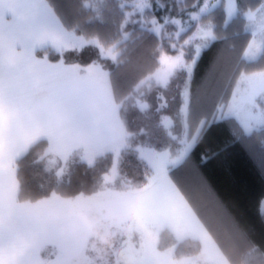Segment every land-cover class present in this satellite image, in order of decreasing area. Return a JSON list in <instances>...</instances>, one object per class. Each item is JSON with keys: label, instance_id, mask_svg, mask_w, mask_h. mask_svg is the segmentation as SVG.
I'll return each instance as SVG.
<instances>
[{"label": "trees", "instance_id": "1", "mask_svg": "<svg viewBox=\"0 0 264 264\" xmlns=\"http://www.w3.org/2000/svg\"><path fill=\"white\" fill-rule=\"evenodd\" d=\"M160 1L164 5L162 12L171 17L179 14V3L183 7L181 1ZM196 1L185 0L183 5L190 9ZM262 1L240 0L242 12L231 20H227L222 7L211 15L216 39L203 51L195 66L187 116L189 136H195L198 131L199 134L186 159L170 171L181 193L231 264H248L250 256L264 255V211L261 210L264 199V128L247 132L236 117L218 120L216 115L221 106L229 103L241 73L264 70V51L253 61L244 57L253 38L246 30L244 12L248 7L255 9ZM47 2L69 31L75 30L76 34L88 39L95 38L98 44H90L80 51L46 48L39 50L37 55L47 57L51 62L79 64L83 69L92 64L100 65L110 75L116 102L125 103L121 115L126 120L131 114L128 105L132 99L129 101L128 97L135 94L140 83L160 67L164 54L171 55L176 50L168 40L140 25L123 28L126 17L123 0ZM87 2H90L89 6ZM127 33L130 36L123 40ZM188 33L181 40L186 39ZM116 44L120 52L117 61L102 57V46ZM212 73L213 82L205 93L204 87ZM149 96L150 93L143 100L155 99V94ZM148 106L154 108V103L137 107L146 111ZM133 123L139 125L134 118ZM48 145L47 140L32 144L15 162L20 202H34L52 192L64 198L92 194L100 188L103 176L114 164L112 153L98 158L92 165L76 162L66 180L58 183L56 174L48 172L46 160L41 159ZM37 177L48 181L47 191L39 188ZM144 182L143 174L141 184ZM172 242L169 230L164 229L159 237L160 249L165 251ZM191 242L200 245L199 241Z\"/></svg>", "mask_w": 264, "mask_h": 264}, {"label": "rangeland", "instance_id": "2", "mask_svg": "<svg viewBox=\"0 0 264 264\" xmlns=\"http://www.w3.org/2000/svg\"><path fill=\"white\" fill-rule=\"evenodd\" d=\"M177 1H181L183 7H181L179 3V14L171 17L170 15L162 12L164 5L160 0H123L122 7L124 8L126 17L123 21L122 27L125 28L128 25H140L142 28L150 30L156 35L166 39V41L168 40V42H170L172 47L176 50V53L174 54H164L163 56L167 55L169 57H175L182 50L184 53V59L191 62L195 56V47L196 44L199 43V38L197 37L195 40H192L191 43L186 42L195 35L197 30L202 25L211 28L214 39L211 40L210 44L215 41L216 36L214 33L212 14L218 7H222V9L226 12L227 20L233 19L242 12L239 7L240 0H231V4L229 3V0H211L212 6L209 11L200 16L198 20H193L191 18V13L199 11V7L203 6L202 0L196 1L190 9L186 6V4L183 5L185 0ZM44 2L45 7L43 10L50 8L53 14L57 17L47 0H44ZM89 4L90 2H87V6H89ZM197 5H199V7H197ZM262 6H264V0L255 9L248 7L244 12L247 19L246 30L253 36L249 47L253 45L254 42L256 45L255 55L249 54V47L245 52L244 57L248 61L258 59L264 51V33L258 32L261 17L264 16ZM230 8L232 9L231 13ZM32 14L34 15L35 13L33 12ZM32 19L34 21V17ZM26 20V23L28 24L33 23L31 19ZM57 20L67 32H70L76 37L75 40H73L75 42L74 44H71L69 48L60 51H80L85 49V47L90 44L93 46L98 44L97 39H88L86 36L76 34L75 30L69 31L65 26H63L59 18ZM177 21L179 23H176ZM157 28H159L160 31H156ZM181 28L184 29L183 32H180ZM177 33H179V37L177 36ZM186 33H188L185 37L186 39L181 40ZM129 36V33L124 34L123 40L128 39ZM117 47L118 44L111 47L102 46V57L110 58L114 62L117 61L120 56V52L117 50ZM201 56L202 54L200 57ZM198 60L196 61V64ZM160 63V67L140 83L137 87V92L128 97L130 98L129 101L132 99L128 105V109L131 114L126 117V120L123 119L124 126L129 125L132 129H138L141 127V131L139 130L137 132H133L132 139L135 138L134 141L130 142V136L129 138L126 136L128 139L125 138V140H123L122 138L123 141L121 140L118 142L113 149L104 154L84 155L82 152H79V154L75 153V155L66 157L65 159L53 156L52 153L49 152V149L51 148L50 142L47 139H44L49 142L46 152H49L50 154L46 156L45 152L42 156L44 157L43 159L46 160L45 169L48 172H54L55 174L61 168L64 170L62 176L56 175L58 183H62L66 180V176L74 163L85 162L92 165L98 158L108 153H112L114 155L113 167L103 176L100 188L92 194H79L77 196L83 195L85 197H91L105 190L123 192L126 190V182H130L135 188H144L145 186L151 184L153 189V186L155 187L165 178L169 177L175 184V187L179 190V193L183 196L184 200L191 207L172 179L170 171L186 159L192 150L193 145L196 144L197 134H199L198 131L195 136L190 137L187 131V116L191 100V91L187 104L185 102V92L186 90H190L194 71L191 79L189 80L188 73L183 67H176L175 69H172L168 77L167 85L165 86L157 81V75L165 71L161 59ZM93 66H95L94 68L102 69L100 65L96 64H92L91 66L88 65L86 69L88 70V68L90 69ZM213 79L214 76L212 73V76H210L204 87V90L206 91L203 90V92L207 93ZM232 92L233 93L229 103L220 107L216 115L217 119L221 120L224 117H236L247 132L264 128V70L253 73H241L235 82ZM148 93H150V96L155 94V99L151 97L150 101H144L143 99H147L145 96H148ZM153 103L154 108L148 106L149 109L145 108L146 112H143V110L141 111L138 108H144L145 104L152 105ZM117 105L121 113V107H123L125 103H117ZM180 106L182 108L181 113L179 114ZM186 108L187 113L184 136L181 140H179L180 128L177 127L173 134L176 138V142L174 140V142H169L168 140L164 141L161 138L163 133L165 135L167 132L166 129L168 128L167 126L173 124L170 115H181L184 113L182 111ZM133 118L134 120H138L139 127L133 123ZM203 125L204 122L201 124V127ZM245 125H247V127ZM183 132L184 129L182 130V135ZM188 145H192L191 148H188ZM181 153L184 154L183 158L178 162H175L177 161V158L181 156ZM52 158H55L57 163L55 166L50 167L48 165V160ZM113 168H116L117 170L115 180L105 184L104 178L105 176L111 174ZM143 174L145 175V182L141 184L143 182ZM36 181H38V186L43 192L48 190L49 183L46 179L37 177ZM53 193L54 192L37 201L28 203L35 204L38 201L50 200ZM56 196L61 201H71L77 197L64 198L58 194H56ZM60 209L63 214L69 216L68 209L63 207ZM192 210L195 212L193 208ZM261 210L264 211V199L261 203ZM80 215L82 219L87 221L91 226V238L88 239L86 244H83L81 239L80 242L78 240L75 243L76 248L72 249L74 252L63 245L47 246L43 252V264H136L133 262L142 257L147 250H151L153 248V244L157 243V248H161L159 246V237L164 229L169 230L170 236L173 240L171 245L165 251L168 254L173 256L175 255L176 258H174L177 259L178 262L181 264H216L214 257L210 256L209 253L206 252V248H204L202 242L194 237L192 229H188L182 222L181 218H177L178 220H176L175 223L162 228H160L157 224L150 223L142 218H136L130 221L131 227H126L119 225V222L116 219H113L111 222H92L88 219V213L80 212ZM192 240L199 241L200 245L191 242ZM108 241H110V246ZM146 242L151 244L150 248L145 247ZM170 242L171 239H169L168 244H170ZM177 254L178 257L176 256ZM248 260V264H256L253 256H250ZM259 264L264 263L261 262Z\"/></svg>", "mask_w": 264, "mask_h": 264}, {"label": "crops", "instance_id": "3", "mask_svg": "<svg viewBox=\"0 0 264 264\" xmlns=\"http://www.w3.org/2000/svg\"><path fill=\"white\" fill-rule=\"evenodd\" d=\"M11 2L12 0H0V9L3 10L6 21L0 25V81L3 83L2 93H0L2 95L0 99V212L5 216L15 214L17 229L15 233L5 231L0 235V264H8L13 258L18 264H24L26 260L43 264V252L47 246L63 245L72 250L76 248L75 243L78 240L80 242V237L73 231L67 229L61 231L57 227L54 230L55 234L48 238L39 249L32 246L30 234L33 231L34 222L22 215L18 207L25 203L20 202L18 198L19 183L16 177L15 161L25 154L32 144L44 139L50 142V149L64 152V155H59L57 151H51L53 156L60 158L71 157L79 152L84 155L104 154L113 149L122 138L125 140L126 136L128 138L130 136V142L134 141L133 132L141 131V127L138 125V129H132L129 125L124 126L123 117L113 94L110 75L107 72L94 68L95 66L87 70L77 64L66 65L62 62L48 61L49 65L57 66L55 71L63 77L81 85L75 95L86 97L88 100V112L83 119V125L88 131L73 132L54 125L51 128V139L48 134L41 135L38 140L20 151V145L35 134L36 122L43 119V114L35 109L44 93L34 82L31 65L17 53L31 52L36 60H43L44 58L37 55V51L49 47L53 49L59 47V51L65 50L75 43L73 40L76 37L62 27L50 8L43 10L44 0H22V2L18 0L14 8L9 6ZM26 19H31L33 23H26ZM41 37L47 38L43 44L38 43ZM53 39L56 40L58 47L52 43ZM73 100L72 94L65 97L69 105L73 103ZM181 108L180 106L179 114ZM13 112L14 120L9 118V114ZM182 112L184 113L178 116L169 114L173 124L167 126L165 135L163 133L161 138L164 141H175L173 134L177 127L180 128L179 140L184 136L187 108ZM135 121L138 120L135 119ZM152 190L156 193L155 209L142 219L162 228L181 218L187 228L192 229L194 237L202 242L204 248L214 243L222 255V264H230L169 177L153 186ZM60 208L58 206L49 210L50 224L63 225L69 219V216L63 214ZM253 259L256 264L264 263V255H254ZM133 263L181 264L173 255L158 249L157 243Z\"/></svg>", "mask_w": 264, "mask_h": 264}, {"label": "snow or ice", "instance_id": "4", "mask_svg": "<svg viewBox=\"0 0 264 264\" xmlns=\"http://www.w3.org/2000/svg\"><path fill=\"white\" fill-rule=\"evenodd\" d=\"M18 0H12L10 7H16ZM22 2V0H21ZM231 4V0H229ZM202 7H199L198 12L191 13L193 20H198L200 16L207 13L210 9L211 0H202ZM230 8V13H231ZM264 10V6H262ZM6 23L4 20L3 10L0 9V25ZM176 23H179L178 21ZM156 31H160L159 28ZM184 29L181 28L180 32ZM258 32L264 33V16L261 17V23L258 28ZM179 37V33H177ZM199 38V43L195 47V56L188 62L184 59V53L181 50L175 57H169L167 55L161 57V62L164 65L165 71L157 75V81L161 84L167 85L168 77L172 69L176 67H183L188 73L189 80L191 79L194 71L196 61L199 59L203 51L208 49L211 44V40L214 39L213 33L210 27L201 26L195 35L189 39L186 43H191L192 40ZM47 40L46 37H41L38 43L43 44ZM54 45H57L55 39L52 40ZM58 47V45H57ZM59 50V47H58ZM256 45L255 42L249 47V54L255 55ZM32 67V75L37 88L40 89L44 95L36 104V111L43 114V119L36 122L35 134L20 145L19 150L23 151L31 143L39 139L41 135L48 134L49 138H52L51 128L55 125L59 128H67L73 132H87L88 129L83 125V119L88 112V100L83 96H76V91L81 85L75 81L63 77L60 73L55 71L57 66L49 65L47 57L43 60H36L35 56L31 52L17 53ZM3 83L0 81V93H2ZM69 94L74 96L73 103L67 104L65 97ZM190 97V90L185 92V102L187 104ZM2 99V95H0ZM9 118L14 120L15 113H10ZM247 127V125H245ZM192 145H188L191 148ZM51 151H57V154L64 155V152L50 149ZM187 151V149H186ZM46 152L45 155H49ZM183 153L177 158L178 162L183 158ZM44 157H41L43 159ZM66 159V156H65ZM174 162V163H175ZM57 163L55 158L48 160V165L55 166ZM63 168L56 172L57 176L63 175ZM117 175L116 168L112 169L110 175L105 176V184L113 182ZM156 193L152 190V185L149 184L144 188H135L130 182H126V190L123 192H115L112 190H105L97 193L91 197H85L83 195L77 196L71 201H61L55 193L52 194L50 200L38 201L35 204L26 202L23 205H18L21 209V214L29 218L34 222L33 231L30 234V241L32 246L39 249V247L52 235L55 234L54 230L59 227L61 231L67 229L75 232L79 235L81 242L86 244L88 239L91 238L92 231L90 224L82 219L80 212L88 213V219L92 222L96 221H108L111 222L116 219L119 225L131 227L130 221L136 218H144L155 209ZM63 207L69 210V219L63 225H53L48 222L49 210L55 207ZM17 229L15 214H9L5 216L0 212V235L5 231L15 233ZM146 248H150L151 244L146 242ZM206 252L210 256L215 257L216 264H222L223 258L219 253L214 243L209 244L206 247ZM8 264H18L16 259H12ZM24 264H42V262L34 260H26Z\"/></svg>", "mask_w": 264, "mask_h": 264}, {"label": "clouds", "instance_id": "5", "mask_svg": "<svg viewBox=\"0 0 264 264\" xmlns=\"http://www.w3.org/2000/svg\"><path fill=\"white\" fill-rule=\"evenodd\" d=\"M108 243H109V246H110V241H108Z\"/></svg>", "mask_w": 264, "mask_h": 264}]
</instances>
